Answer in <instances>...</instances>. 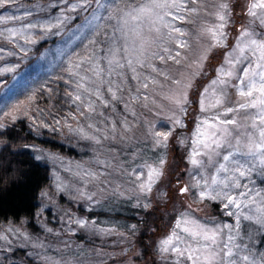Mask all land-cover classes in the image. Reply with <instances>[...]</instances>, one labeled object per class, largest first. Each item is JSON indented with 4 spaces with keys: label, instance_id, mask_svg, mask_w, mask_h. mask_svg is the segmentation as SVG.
Segmentation results:
<instances>
[{
    "label": "snow or ice",
    "instance_id": "6c2138e0",
    "mask_svg": "<svg viewBox=\"0 0 264 264\" xmlns=\"http://www.w3.org/2000/svg\"><path fill=\"white\" fill-rule=\"evenodd\" d=\"M121 2L124 7L114 6L116 14L107 17L108 20L115 21L111 25L112 35H106V42L99 51L93 50L90 55L73 65L68 71L71 79L65 80L72 89L67 93L70 104L75 105L76 112L87 122L86 128L91 130V133L86 131L85 127H78L75 131L84 139L96 144L101 143V138L92 133L102 132L103 139L108 140L109 133L114 137L117 132L113 116L103 109H111V113L118 116L116 107L118 103H125V108L128 109L129 103L141 102V89L144 90L142 102H146L149 100V85L163 90L168 86L166 82L169 79L176 88L169 87L168 91L156 94L174 105L175 110L170 119L174 125L182 127L183 120L179 114L187 112L188 91L193 86V79L188 78L187 82H183L174 77L170 78L164 69L156 66L155 61L162 64L171 61L180 66L182 60L187 59L184 51H191V39L199 40L207 34L212 43L195 61L197 67L202 69L210 48L225 46L227 33L224 29L232 15L227 0H217V3L212 4L216 9L214 13L206 12L207 0H121ZM14 3L15 0H0V9ZM78 7L81 9L88 7L87 0H78L77 3L68 5L67 10L76 11ZM202 11L214 16L216 23L209 27H200L197 32L185 30L181 26L196 24ZM28 15L30 13H25V16ZM247 15L251 18V23L241 32L239 43L227 54L225 60L227 67L218 68L217 79L212 80L210 88H205L200 94V112L205 116L197 122L190 157L191 165L197 169L203 168L205 164L196 157H206L208 165L215 167L217 173L209 178L205 177L204 172H200L203 182L197 180L194 185L199 189L200 200L219 201L227 210L226 215L236 217V223L234 226L228 224L209 226L181 213L180 218L175 221V229L182 231L190 242L185 243V237L173 230L160 242L159 251L177 255L187 264H264V253L258 256L248 245L237 243L238 239H243L240 236L241 220L258 226L257 229L246 231L249 241L253 240L255 231L264 229V192L250 187L253 173L264 176V34H258L252 27L257 22L264 27V0H250ZM21 19L20 16H0V24ZM63 19L61 16L56 17L55 22L47 20L40 24L29 22L21 29L9 27L0 32V36L13 47H16L17 38L23 39L25 43H34L32 35L26 34L28 30L51 31L54 27L58 28ZM20 51L26 54L25 49ZM129 72L132 73L131 80L136 82L134 89L129 86ZM149 73L162 76L163 80H157ZM198 74L193 72L191 77ZM233 78L239 83L230 85L229 82ZM229 86L236 88L239 97L236 106L230 104L226 91ZM133 90L136 92L135 96L132 95ZM143 106L148 107L147 103H143ZM209 112L211 115H207ZM241 112L243 123L232 115ZM130 114L136 115L135 111H130ZM69 115L72 120L77 119L75 114ZM56 123L60 124V121L57 120ZM99 125L104 127L101 128ZM65 126L71 128L67 121ZM120 127L127 133L131 124L124 118L120 121ZM150 134L156 148L167 149L170 130H153ZM121 139H124L123 135ZM180 143L183 144L184 140ZM225 149L231 150L222 155L221 150ZM214 157H221L223 163L216 166ZM165 163L164 154L161 153L152 163L145 161L140 165L146 169V178H142L135 169L129 173L134 175L135 181L138 182L136 187L141 195L152 192L153 186L162 180ZM220 173L223 175H219ZM87 175L94 178L96 174L88 172ZM245 180L249 182L244 183ZM189 191V187L178 189L181 196ZM147 206L145 204V207ZM244 209H248V212H244ZM78 223L81 227L85 226L82 220ZM224 229H228L226 239ZM3 239L5 237L0 236V240ZM181 243H185L183 248L179 246ZM180 260L176 264H180Z\"/></svg>",
    "mask_w": 264,
    "mask_h": 264
},
{
    "label": "trees",
    "instance_id": "16d2710c",
    "mask_svg": "<svg viewBox=\"0 0 264 264\" xmlns=\"http://www.w3.org/2000/svg\"><path fill=\"white\" fill-rule=\"evenodd\" d=\"M77 2L78 0H67V3L65 0H15L14 4L0 9V16H20L22 18L18 21L12 20L6 24H0V32H4L9 27L21 29L29 22L36 24L46 20L55 22L56 17H64L63 23L58 28H52L51 31L28 30L26 34L32 35L34 43H25L20 38L15 41L16 47L8 43L5 53L0 52V57H2L0 67L5 66L3 71L5 76L0 77V82H3L0 88L8 86L9 82L20 75L23 79L27 76L31 77L41 70L42 65L49 64L48 58H38L40 51L43 52V49L58 43V36H67V31L94 8L93 1L87 0L88 7L83 9L78 7L76 11L67 10L68 5ZM25 13H30V15L25 16ZM69 16H72V19H69ZM235 16L232 18L237 19L228 23L224 29L226 31L230 30L232 25L234 27L230 31V37L225 41L228 44L241 36L244 25L247 27V21L244 22L241 19L243 18L241 12L235 13ZM209 21L206 22L207 26L213 24V21ZM184 28L190 30L191 26L186 25ZM255 31L258 34H264V27L256 25ZM9 47L14 52H10ZM20 49H25L26 54ZM211 52L214 54L209 66H214L216 62H220L223 50L216 48ZM9 67L11 70L7 74ZM207 76H211V72ZM204 81L206 79L201 82V86L204 85ZM199 82L197 81L196 85ZM3 91L0 90V102ZM229 93L231 106H236V102L232 101L233 93L230 89ZM132 104L138 106L137 102L130 103L129 106ZM116 107L118 116L112 114L111 109H105V112L113 116L117 131L120 121L126 118L131 124L130 131L125 133V139H121L118 132L114 137L109 133L108 140H104L102 136L100 144L86 140L79 134L73 138L70 134L57 135L43 129L32 130L25 119L16 120L11 125L0 129V225L3 228L18 225L23 233L27 234V239H22L19 243L11 237L0 241L1 249L7 253L6 259L0 264H51L52 260L48 261V258L52 259L54 254L77 264L81 262L84 264H161V258H155L156 250L150 246L157 237L168 234L170 228L174 226L171 222L179 217L178 208L175 207L177 204L172 205L174 211H171V208L166 206V202L162 200V196L158 198L155 191L150 196L138 194L137 190L131 193L129 189L135 187V183L129 179V173L133 169L142 168L140 165L145 161L157 160L161 153L164 154L166 161L168 154L172 153L171 156L175 154L176 145H170L169 150L167 148L154 151L152 140L144 134L147 117L140 114L133 119L130 113L125 112L123 102L118 103ZM80 121L82 124V120ZM99 126L104 127V125ZM173 161H177V158H173ZM94 164H106L107 166L123 164L127 171L110 180L99 178L100 181L97 182L99 197L91 198L84 195L83 199L73 198L66 208L60 207L61 203L66 200L65 187L62 185L63 179L56 177L54 182L61 186L63 191L61 190L54 196L48 195L46 218L40 221L36 213L42 193L52 182V174L56 172L63 174L72 167L82 170L85 165L94 166ZM176 171L179 172L177 168ZM173 175L174 173L168 174L170 182L158 184L160 188L168 190L173 181L183 182L181 175L171 179ZM76 179L80 178L73 179L71 188L81 189V186L76 187ZM175 192L177 191H170V200ZM178 197L183 202L182 196ZM52 201H56L57 207L50 205ZM145 204L148 206L145 207ZM219 213L214 211L216 219ZM79 220H84L86 225H92L95 233L97 232L95 239L109 244L102 249L99 248L100 255H103L105 259L93 255H90L87 260L82 258L81 253L85 251L83 248L91 245L93 240L77 230ZM42 227H47L49 237L45 235ZM99 228L108 230L106 237L98 235ZM151 230L155 233L151 234ZM109 237H114V239ZM53 242L70 243L73 246H65L60 253L52 248L51 253L48 250L49 246L46 245ZM33 245L41 247L38 254L40 258L35 257L31 249ZM124 246H128V251H122ZM133 250H136L135 254L131 253ZM257 250L264 253V237L259 239ZM114 252L120 253L116 255L113 254Z\"/></svg>",
    "mask_w": 264,
    "mask_h": 264
},
{
    "label": "rangeland",
    "instance_id": "374dc122",
    "mask_svg": "<svg viewBox=\"0 0 264 264\" xmlns=\"http://www.w3.org/2000/svg\"><path fill=\"white\" fill-rule=\"evenodd\" d=\"M94 8L91 9L87 14L83 16V18L77 21L73 27H71L67 32V36H58V43L55 45L49 46L48 48L43 49V52L40 51L38 54V58H48L49 64L47 66L42 65L41 70L34 73L31 77L27 76L25 79L20 75L18 78L9 82L8 86H3L0 90H4L1 94V102H0V129L6 125H11L16 120L25 119L28 122L29 127L32 130H46L49 132H54L57 135L64 133L65 135H72V137L78 136V132L75 130L78 127H85L86 131L91 133V130L86 128V121L80 117L79 113L76 112L75 105L70 104V97L67 95L68 91L72 90L70 85L65 83V80L71 79L68 76L69 69L77 64L81 59L90 55L93 50L99 51L102 44L106 42V35H112V27L111 25L115 23L114 20L110 21L107 19L109 15H115V7H124L121 0H92ZM231 8V21L232 23L236 17L235 13L238 14L241 12L243 14V18H241L244 22L247 21V27L251 23V18L246 14L247 6L250 0H227ZM208 7L206 9L207 13H214L215 8L212 7V4L217 3V0H207ZM60 16V14L58 15ZM69 19H72V16H69ZM209 20L213 21V24L216 23L214 16L206 14L204 11L201 12L200 16L196 20V24H185L181 25L185 27L186 25H190V30L193 32H197L200 27H209L206 25V22ZM210 22V21H209ZM256 24L252 25L255 28ZM230 26V25H229ZM233 25L230 30H226L227 38L230 37V31H232ZM245 28V25H244ZM240 36L238 38L233 39L231 43H226L223 47H215L210 48L208 53V58L203 61V68L200 69L197 67L195 61L199 59L200 54L212 43L210 36L205 34L199 40L191 39V51H184V55L187 57L186 60H182L181 65L177 66L173 62L169 61L168 64H162L159 61H155L157 67L164 69L170 78H176L182 80L183 82H187L188 78L193 79V86L188 91V99L189 104L186 105L187 112L180 113V117L183 120V126H176L173 123V120L170 117L173 116V112L175 110L174 105L170 104L167 100H163L160 98L159 93L161 91H168L169 87L176 88V85L171 84V79L167 81V85L163 90L159 88H154L153 85H149L148 94L149 100L146 102H142V96L144 90L141 89V102H137L138 106H129L128 109H124L126 113H130V111H135L136 115L133 116V119H136L138 115L142 114L146 119V125L144 128V134L147 138L152 140L151 131H165L170 130L171 135L168 140V149H170V145H176L175 154L171 156L172 153L167 155L166 163L164 165V176L161 181H159L156 185L153 186V191L157 192V197L162 196V200L166 202V206L171 208V211H174L172 205L176 203L175 207L178 208V214L180 218V214L184 213L185 215L197 219L200 223L207 224L212 226L213 224L217 226H223L224 224L234 226L236 223L235 216L226 215V211L223 208V205L219 201H210L204 200L201 201L198 192L199 189L195 188L197 180H201L200 172H204L205 177H209L211 175L217 174L215 172V167L208 165L206 157H196L197 159L203 160L205 166L203 168L197 169L194 168L190 163V157L193 152V138L196 130L197 122L202 119L205 114L200 112V99L201 92L205 88H210L211 82L214 79H217V69L220 67H227L225 64L226 56L228 53L232 51V49L239 43ZM92 41H96V43H92ZM10 44V43H9ZM8 42L0 36V52H4L8 48ZM12 46V44H10ZM174 47V46H173ZM216 48H220L223 50L222 58L220 62H216L214 66H209V62L212 60V55ZM214 49V50H213ZM228 49V50H227ZM10 52H14L10 49ZM246 63V61H245ZM243 67V65H241ZM5 66L0 67V77H4L3 73ZM8 69H11L9 67ZM143 71V70H142ZM10 71L7 70V74ZM193 72L199 73L195 77H191ZM211 72V76H207ZM152 76H155L157 80H163L162 76H157L155 73H149ZM183 74V75H182ZM132 73H128L129 86L133 89L136 86V82L131 80ZM205 76L207 78H205ZM204 81V85L201 86V82ZM197 81H200L198 85H196ZM3 82H0V86ZM230 85L238 84L239 81L233 78L230 82ZM229 89L231 90L232 98L234 102L239 100V97L236 92V88L234 86H229L226 91L230 98ZM127 96V89L125 92ZM132 95L135 96L136 92L133 90ZM155 101V103H153ZM231 101V98H230ZM143 103H147L148 107H144ZM130 104V103H129ZM192 107V108H191ZM105 111V109H103ZM70 113L76 115L77 119L72 120ZM207 115H211L209 112ZM236 119L243 123L242 116L243 113H233ZM187 117V119H186ZM59 120L60 124H57L56 121ZM82 120V124L81 121ZM65 121L71 128L65 126ZM153 126L155 128L153 129ZM100 127V126H99ZM118 135L124 136L125 133L123 129L118 127ZM98 137H102L103 133H92ZM72 139V138H71ZM87 140V139H86ZM184 140V143L181 144L180 141ZM152 149L154 151H159L161 148H156L152 142ZM173 149V148H172ZM163 150V149H161ZM231 149L221 150L222 155L226 154L227 151ZM173 158H177V161H173ZM238 159H244V157H237ZM214 160L217 162L216 166L219 163H223L221 157H214ZM153 162V160H152ZM148 162V163H152ZM123 164L107 166L106 164H94V166L85 165L82 170L76 169L75 167L68 168V170L64 171L63 174L60 172H56L52 174V182L50 186L44 190L40 200L39 208L36 213V216L40 219V221L44 220L45 217V209L47 207V198L48 195H56L63 188L59 185H56L54 179L62 177L63 183L62 185L65 187L64 193L66 194V200H64L60 207L66 208L68 202H72L73 198L83 199L84 195H88L91 198L99 197V184L97 183L99 178L103 179H111L113 177H119L118 175L122 172L126 173L127 168H125ZM176 168L179 172L176 171ZM139 172L142 178H146V169L139 168L135 170ZM70 172V174L68 173ZM88 172L95 173V177H89L87 175ZM172 176L171 179H175L177 175H181L183 177V182L173 181L169 185L168 190H164V188H160V185L164 182H170L169 175ZM219 175H223L220 173ZM76 179V187L81 186V189L71 188V182L74 178ZM129 179L134 181L135 187L130 188L131 193H135L136 190L138 194L140 193L139 189L136 187L138 182L135 181L134 175H129ZM92 180V181H89ZM252 183L250 187H254L257 190L264 192V176L257 175L253 173L251 177ZM201 182H203L201 180ZM244 183H248L249 181L245 180ZM73 183V182H72ZM70 185V188H69ZM180 187H189L190 191L185 193L182 200L178 197V189ZM176 190L175 195L170 200V191ZM147 195L150 196L151 193ZM83 193V194H81ZM167 194L166 196L164 194ZM155 198V195L153 196ZM259 199V198H258ZM56 201H52L50 203L51 206H56ZM67 210V209H66ZM214 211H218L219 217L218 219L214 216ZM254 211V207H253ZM244 212H248V209H244ZM73 215L72 213H70ZM66 215V214H63ZM222 217V218H221ZM221 218V219H220ZM81 221V220H79ZM84 221V220H82ZM176 221V220H175ZM175 221H172L171 224L174 225L170 228L168 234L157 237L155 241L151 244V248L155 249L156 252L155 258H161V264H176L180 258L177 255L172 253H161L159 251L160 242L167 238L173 230L177 231V233L185 237V234L179 229H175ZM85 222V221H84ZM43 228V227H42ZM258 226L254 224H250V222L241 220V230L240 236L243 237L242 240L238 239L237 243H242L243 245H248L252 248V250L259 255L262 252L257 250V244L260 238L264 237V229H259L253 233V240L249 241L246 236V231L251 229H257ZM44 233L46 236L50 235L47 232V227H44ZM77 230L81 234H85L88 239H92L93 242L91 245H86L81 253L83 259L87 260L90 255L99 256L100 259H105L103 255H100L99 248L102 249L104 246H108L109 244H105L103 241L95 239L97 237V232L95 233L92 225H86L81 227L79 224L77 225ZM98 235L100 237H106L108 230L106 228H99ZM155 231L151 230V234H154ZM228 229H224V238H227ZM27 234L23 233L21 227L17 225V227L11 226L10 228H3L0 225V236L5 237L3 240H7V237H11L15 242L19 243L22 239H27ZM49 237V236H48ZM110 239H114V237H109ZM2 240V241H3ZM1 241V240H0ZM190 242V240L185 237V243ZM185 243H181L179 246L183 248ZM31 248L36 258H40L38 254L41 247L39 245H33ZM48 250L52 253L51 249L54 248L58 253L64 250L65 246H73L70 243H61V242H53L52 244H48ZM18 247V246H14ZM127 250L128 246H124L122 251ZM0 262L6 259V251L2 250L0 247ZM136 250H133L131 253L135 254ZM120 252H114L113 254L118 255ZM105 255V254H104ZM154 258V259H155ZM52 260V261H51ZM48 261H51V264H77L72 262L70 259L61 258L60 255H55L53 258H48ZM80 264H84L81 262ZM100 264V263H96ZM154 264V263H153ZM180 264H187L186 261L180 260Z\"/></svg>",
    "mask_w": 264,
    "mask_h": 264
}]
</instances>
